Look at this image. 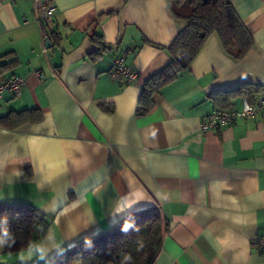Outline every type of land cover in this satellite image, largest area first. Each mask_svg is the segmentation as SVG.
<instances>
[{
	"label": "crops",
	"instance_id": "0c3cea01",
	"mask_svg": "<svg viewBox=\"0 0 264 264\" xmlns=\"http://www.w3.org/2000/svg\"><path fill=\"white\" fill-rule=\"evenodd\" d=\"M230 2L253 38L245 56L232 59L211 35L188 71L139 113L143 82L169 61L159 46L184 24L168 0H53L48 47L31 0H0V64L12 62L0 81L24 80L19 96L0 98V117L33 108L42 114L37 123L0 125V202L50 219L28 249L7 252L0 238V264L46 262L153 206L169 230L151 264H264V250L253 245L264 232V112L199 129L217 105L238 108L264 94L210 97L264 85V0ZM118 56L134 81L113 71Z\"/></svg>",
	"mask_w": 264,
	"mask_h": 264
},
{
	"label": "trees",
	"instance_id": "16d2710c",
	"mask_svg": "<svg viewBox=\"0 0 264 264\" xmlns=\"http://www.w3.org/2000/svg\"><path fill=\"white\" fill-rule=\"evenodd\" d=\"M176 20L183 21L167 47L169 61L152 73L142 84L137 101L139 113L147 112L154 103L153 96L163 87L173 83L189 66L204 43L215 35L223 51L232 59H242L253 45V38L235 12L230 0H168ZM41 30L45 40H51L53 32ZM99 42V35L93 34ZM11 63L0 64V69ZM264 90V85H239L233 90L214 91L216 95L245 94L252 98ZM218 108L227 106L217 105ZM109 111L110 108L104 107ZM38 109L11 110L0 117V125L14 129L25 123L41 121ZM50 219L40 210L26 205L0 202V238L7 252L32 247L46 233ZM169 222L156 207L130 212L114 224L96 234L77 240L72 246L54 253L46 262L39 264H151L156 257Z\"/></svg>",
	"mask_w": 264,
	"mask_h": 264
},
{
	"label": "built area",
	"instance_id": "2783aa9c",
	"mask_svg": "<svg viewBox=\"0 0 264 264\" xmlns=\"http://www.w3.org/2000/svg\"><path fill=\"white\" fill-rule=\"evenodd\" d=\"M32 9L39 25H44L51 20L56 6L53 0H31ZM112 69L118 76H121L127 83L135 80L136 74L123 63V56L113 59ZM39 78L43 77L37 73ZM24 85V80L19 76H11L0 81V98L4 93L19 96ZM264 112V94L255 99L243 98L238 108H214L201 121L199 129L205 132L210 129L226 128L237 120H249ZM253 245L258 250H264V232L256 233L253 238Z\"/></svg>",
	"mask_w": 264,
	"mask_h": 264
},
{
	"label": "water",
	"instance_id": "95a60500",
	"mask_svg": "<svg viewBox=\"0 0 264 264\" xmlns=\"http://www.w3.org/2000/svg\"><path fill=\"white\" fill-rule=\"evenodd\" d=\"M45 46H46V47L49 46V42H48V40H46V42H45Z\"/></svg>",
	"mask_w": 264,
	"mask_h": 264
}]
</instances>
